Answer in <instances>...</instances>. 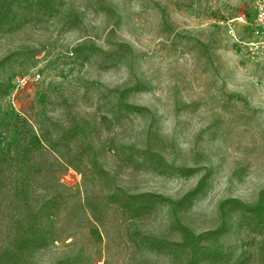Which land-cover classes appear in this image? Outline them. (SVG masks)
Masks as SVG:
<instances>
[{"label": "rangeland", "instance_id": "obj_1", "mask_svg": "<svg viewBox=\"0 0 264 264\" xmlns=\"http://www.w3.org/2000/svg\"><path fill=\"white\" fill-rule=\"evenodd\" d=\"M263 3L0 0V264H264Z\"/></svg>", "mask_w": 264, "mask_h": 264}, {"label": "built area", "instance_id": "obj_2", "mask_svg": "<svg viewBox=\"0 0 264 264\" xmlns=\"http://www.w3.org/2000/svg\"><path fill=\"white\" fill-rule=\"evenodd\" d=\"M256 22L262 26H264V3L262 4V7L260 8L257 17ZM237 20L240 22L243 21V17L238 16ZM94 264H103L102 261H96Z\"/></svg>", "mask_w": 264, "mask_h": 264}]
</instances>
